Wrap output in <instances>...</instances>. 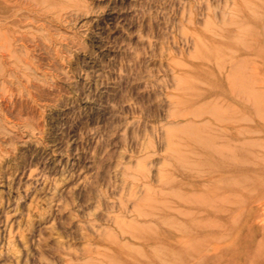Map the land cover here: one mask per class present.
I'll return each instance as SVG.
<instances>
[{"label":"rangeland","instance_id":"obj_1","mask_svg":"<svg viewBox=\"0 0 264 264\" xmlns=\"http://www.w3.org/2000/svg\"><path fill=\"white\" fill-rule=\"evenodd\" d=\"M0 264H264V0H0Z\"/></svg>","mask_w":264,"mask_h":264},{"label":"bare ground","instance_id":"obj_2","mask_svg":"<svg viewBox=\"0 0 264 264\" xmlns=\"http://www.w3.org/2000/svg\"><path fill=\"white\" fill-rule=\"evenodd\" d=\"M2 16V15H1ZM233 65V64H232ZM236 71V70H235ZM232 73H234V72H232ZM240 76V75H239ZM240 82V81H239ZM241 83V82H240ZM239 83V84H240ZM230 84H232V83H230ZM229 84V87H230V89L232 88V85H230ZM239 87V86H238ZM241 87V86H240ZM232 90V89H231ZM234 90H235V88H234ZM239 90V89H238ZM237 91V90H236ZM243 90L241 89V92H242ZM210 93V92H209ZM205 93L204 94H202L201 96H199V97H197V96H195L194 98H189V99H187V103H193L194 101H195V99L197 100H201V98L203 97H205ZM242 98V97H241ZM193 101V102H192ZM213 101V100H212ZM211 100L210 101H208V102H204L203 104H202V106H201V108H199V109H188V110H184V109H182V110H176L175 112H174V118H177V119H180V118H185L187 121H188V123L187 124H194V122L195 121H202V123H204L203 125L205 126V127H210L211 129H212V127L211 126H221V127H229L230 125H229V123H228V119H227V112H228V110H229V108H225V110H219L218 108H215L214 106H216L217 105V100H215L214 99V102H212ZM212 102V104H210ZM184 103V102H183ZM222 105H224V104H226V103H224V102H222L221 103ZM230 105V104H229ZM240 105V107L242 108L243 107V104L241 103V104H239ZM219 107V106H218ZM231 108H233V106L231 107ZM235 108V107H234ZM230 111V110H229ZM232 111V110H231ZM234 113V112H233ZM228 114L230 115V113L228 112ZM230 117V116H229ZM228 117V118H229ZM230 119V118H229ZM231 120V119H230ZM239 122V121H238ZM243 122V121H242ZM230 123H231V121H230ZM192 124V125H193ZM195 125V124H194ZM193 127H196V125L195 126H193ZM187 128V127H186ZM213 130V129H212ZM211 131V130H210ZM167 134V133H166ZM220 134V133H219ZM199 135V134H198ZM201 135V134H200ZM197 136V135H196ZM202 136H204V135H202ZM207 136H209V135H207ZM198 139V138H197ZM204 139H206V138H204ZM217 139V138H216ZM222 139H224V138H222ZM226 139V138H225ZM218 140V139H217ZM216 140V141H217ZM199 141V140H198ZM225 141V140H224ZM201 142V141H200ZM203 142V141H202ZM211 143V142H210ZM212 144V143H211ZM205 146V145H204ZM207 146V145H206ZM205 146V147H206ZM212 146V145H211ZM223 147H226V146H223ZM223 147L221 148L222 150H218L217 148H219V147H217L216 148V150H214L212 153L213 154H223L224 155V153L226 152H228V150H227V148H225V149H223ZM243 147V146H242ZM207 148V147H206ZM211 148V147H210ZM211 150V149H210ZM213 150V149H212ZM211 150V151H212ZM225 150V151H224ZM241 150V149H240ZM231 152H232V150H231ZM225 153V154H226ZM219 156V155H218ZM222 156V155H221ZM227 156H228V153H227ZM231 156V155H230ZM224 157H226V155L224 156ZM229 159V158H228ZM225 160V159H224ZM223 160V161H224ZM227 160V159H226ZM230 160V159H229ZM228 161V160H227ZM224 164V163H223ZM224 166V165H223ZM181 200H184V199H181ZM185 201V200H184Z\"/></svg>","mask_w":264,"mask_h":264}]
</instances>
